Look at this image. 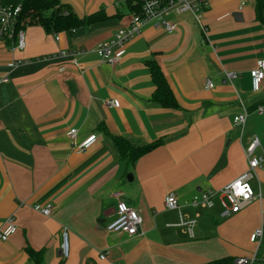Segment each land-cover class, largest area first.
Instances as JSON below:
<instances>
[{"label":"crops","instance_id":"crops-1","mask_svg":"<svg viewBox=\"0 0 264 264\" xmlns=\"http://www.w3.org/2000/svg\"><path fill=\"white\" fill-rule=\"evenodd\" d=\"M72 1L67 9L78 17L102 11L106 18L53 35L26 26L23 50L11 51L12 42L0 40V231L11 217L18 229L0 241V264L263 258L264 240L259 245L251 237L264 231V168L251 181L261 199L240 213L223 218L218 197L212 208L190 206L201 192L220 190L248 171L244 149L252 138L260 140L258 153H264V113L254 112L263 105L264 82L255 93L250 75L264 60L257 0H189L199 4L200 20L189 12L170 15L176 24L170 33L145 26L116 65L102 62L97 49L130 26L134 15L127 0L125 6L122 0ZM151 62L163 73L177 107L152 101ZM227 74L237 78L230 82ZM111 101L119 107L109 106ZM242 103L252 111L243 131L234 121L243 113ZM73 129L77 144L89 145L85 153L73 146ZM115 137L162 145L127 164ZM169 194L179 199L185 219L196 221L191 232L179 226V212L167 210ZM120 201L141 214L139 235L107 231ZM46 204L53 206L50 217L36 208ZM65 231L67 259L61 248ZM28 248L41 252L38 260Z\"/></svg>","mask_w":264,"mask_h":264},{"label":"built area","instance_id":"built-area-1","mask_svg":"<svg viewBox=\"0 0 264 264\" xmlns=\"http://www.w3.org/2000/svg\"><path fill=\"white\" fill-rule=\"evenodd\" d=\"M135 1V0H131ZM142 15L133 16L129 27L120 28L114 35L113 40L109 43L100 44L97 49L102 62L109 65L118 64L125 56V50L136 37L141 34L142 29L150 24H154L158 28L164 29L165 32H173L176 30V24L168 20L170 15L179 16L183 13H192L197 20L200 7L198 3L189 0H141ZM22 14L21 6H1L0 7V40L11 41V51L23 50L26 46L24 30L19 29L20 16ZM204 31H207L204 28ZM58 41V35H56ZM63 54H65L63 52ZM252 80V90L255 93L261 92L262 84L264 82V60L258 61L256 67L250 72ZM237 78L236 74H227L228 81L232 82ZM214 84L211 80L207 81L206 89L211 90ZM109 106L119 107L116 101L108 102ZM243 106V103H242ZM254 112L259 115L264 113V106H259ZM251 112L243 106V113L235 116L234 121L236 126L244 130L247 119ZM73 146H75L79 153L88 151L87 146H79L77 144L78 130L73 129L69 133ZM261 147V142L257 137L252 138L245 147L244 152L248 161L249 169L242 174L238 179L220 190H207L195 196L190 206L194 208H212L214 206L213 199L218 197L220 200L222 217L227 218L236 215L249 203L255 199H261V191L257 194L251 185L252 179L256 176L257 171L264 168V153H258ZM121 193H115L114 197L119 199ZM165 206L169 211H177L180 213V225L191 232L196 221H188L181 214V205L179 199L174 194H169L165 200ZM42 215L50 217L53 213V206L46 204L44 206L36 207ZM143 226V219L141 214L127 206L126 203L120 201L117 207L116 219L107 227L110 233H118L127 235L129 237L137 236L141 233ZM17 225L13 217L9 218L4 228L0 231V241L6 242L11 236L17 232ZM264 240L263 229H258L251 237L252 243H259L261 245ZM62 256L68 258L70 256V244L67 231L63 234ZM100 260H106V255L101 254ZM264 264V259L259 260L258 256L252 259H237L235 264Z\"/></svg>","mask_w":264,"mask_h":264},{"label":"trees","instance_id":"trees-1","mask_svg":"<svg viewBox=\"0 0 264 264\" xmlns=\"http://www.w3.org/2000/svg\"><path fill=\"white\" fill-rule=\"evenodd\" d=\"M10 5L21 6L22 8V14L20 16L18 27L19 29L24 30L26 26L38 25L50 35L78 29L82 27L87 20L90 25L100 22L106 18L105 13L102 11L89 16L87 19L80 18L73 12V10L67 9L69 6L62 4L61 0H0V7ZM127 5H129V8L134 16L142 15L141 0H127ZM256 13L259 20L264 19V0H257ZM150 71L156 87L152 101L163 107H177L175 96L159 67L155 63L151 62ZM260 106H264V102L263 105ZM258 107L259 106H257V108ZM114 141L119 151L121 160L127 164L136 163L141 158L152 153L162 145V142L148 145H137L123 137H115ZM27 251L31 257H34L35 260H38L41 255V252L37 253L30 248H28ZM262 259H264V257H259V260ZM234 263L233 259L226 258L212 262L211 264Z\"/></svg>","mask_w":264,"mask_h":264},{"label":"rangeland","instance_id":"rangeland-1","mask_svg":"<svg viewBox=\"0 0 264 264\" xmlns=\"http://www.w3.org/2000/svg\"><path fill=\"white\" fill-rule=\"evenodd\" d=\"M119 1V0H118ZM64 5H66V6H71V4L74 6V2L72 1V0H70V1H65V3L64 2H62ZM67 3V4H66ZM119 4L121 5V6H125V1L124 0H122V1H119Z\"/></svg>","mask_w":264,"mask_h":264}]
</instances>
